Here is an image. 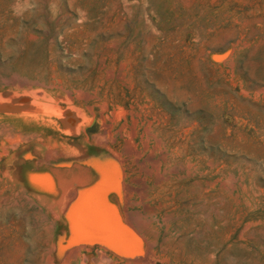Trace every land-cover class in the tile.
<instances>
[{"label":"rangeland","instance_id":"rangeland-1","mask_svg":"<svg viewBox=\"0 0 264 264\" xmlns=\"http://www.w3.org/2000/svg\"><path fill=\"white\" fill-rule=\"evenodd\" d=\"M53 106L115 165L130 225L61 257L16 193L17 170L66 150ZM57 180L29 190L55 220ZM92 262L264 264V0H0V264Z\"/></svg>","mask_w":264,"mask_h":264},{"label":"bare ground","instance_id":"bare-ground-1","mask_svg":"<svg viewBox=\"0 0 264 264\" xmlns=\"http://www.w3.org/2000/svg\"><path fill=\"white\" fill-rule=\"evenodd\" d=\"M8 97H12V96H8ZM3 101H4V99H3ZM7 105H9V104H7ZM36 106L38 107V104ZM12 108H18V107H12ZM12 108L10 107V109H12ZM7 110H8V108H7ZM74 110H76V109H74ZM74 110L72 109L71 106H68L64 110L61 107H58V106H53V107L46 108V128L50 129V131H53V132H58V133L60 132V133H62L63 136L61 138L59 137L60 139H58V140H60L63 143V145L66 146V150L63 153H59L58 150L56 151V149H50L51 151L52 150H55L56 151V152L52 151L53 153L52 152L50 153V150H48L49 153L47 152L48 154H46V158L45 159L52 162L51 163L52 166H51V169H50L51 172H46V170L42 171L41 169L39 170L35 165L30 164V163H27L26 165L22 166V169L20 171H18V170L16 171V180L18 181L19 189H18V192H16L17 193V199H18V205H17V203L14 204V205L15 206L17 205L18 207L19 206H25L28 209H30V205L36 206V209L37 210L35 211V213L36 214H39L40 217H38V215H37V217L39 218V220L41 218V220L43 221V223H44L45 226L47 224V225H49V228H53V230H54V232L56 233L57 236L58 235H61V237L58 238L60 240L57 239V241H58V244L56 245L58 247L57 251L60 253V254L57 253V251L55 252V254L57 253V257L64 256L63 252H64L65 248L68 245H71V244L74 245V243H75L74 241H81V238L85 240V238L91 239V238L105 237V238H111L112 239V237H116V236L117 237H122V236H124V235L127 234V226L129 225L128 224V218L126 217L127 215H125L124 213H122L119 210V208L117 207V205L115 203L116 202V199L113 196V189H114V184H115V176H114L113 170H114V166L115 165L112 164V161L109 158L102 156L101 149H100V147L98 145H96V143H95L96 141L93 139V137L91 138L90 136L86 135L85 134L86 133L85 129H83V130L80 129L79 126H80L81 120L79 119V115L76 114V112ZM25 111H26V109H25ZM27 111H28V109H27ZM77 111H79V110H77ZM29 112L30 113H32V112H38V110L37 109H30V111H28V113ZM58 123H60L61 126H58ZM7 134L4 135V138L7 136ZM154 135H152V136H154ZM95 136H96V134H95ZM11 137H13V136H11ZM54 137L56 138V136H54ZM107 137H108V135H107ZM13 138H15V137H13ZM13 138H11V139L13 140ZM11 139H10V141H11ZM38 139L41 140L42 138H39L38 137L37 140ZM15 140H16V138H15ZM55 140H52L51 141L52 144L55 142ZM13 141H11V142H13ZM97 141H98V143L100 142V140H97ZM8 142H9V140H8ZM17 142H16V145L15 146L18 145ZM24 142H25V140H24ZM48 142H49V140H48ZM61 142H60V144H62ZM13 143H12V145H13ZM55 144H57V143H55ZM12 145L10 144L9 146H11V149H14V147L12 148ZM46 146H47V144H46ZM55 146H57V145H55ZM55 146L53 145L52 147H55ZM60 146H62V145H60ZM5 147H6V145H5ZM3 148H4V146H3ZM39 149H42V147H39L38 150ZM112 152L113 151L111 150V153ZM41 154H42V152L40 153V155ZM31 155L32 154L30 152H27L26 153V156L29 159H30V156ZM113 156H115V155H113ZM11 157H14V156L12 155ZM27 157H25V158H27ZM32 157L33 156H31V158ZM172 157H173V155H172ZM117 159H118V157H117ZM40 164H41V161H40ZM186 164H187V162H186ZM37 165H39V163ZM127 169H128V167H127ZM172 170H173V168H172ZM181 176H182V174H181ZM57 177H60V180H59L60 188H59V190L57 192V195L55 194L54 201H56V204H57V207L55 208V210L57 212V215L59 216V219L58 220H55V219L49 217L46 214V212L44 211V209L42 208V206L31 197V195L29 193V190L32 188V186H35L37 188L38 187L39 188L46 187V191H50V189L52 191V190L55 189V186H56V184L58 182ZM118 184L119 183L117 182V184H115V186L116 185L119 186ZM122 184H123V182H122ZM118 189H119V187H118ZM118 189L116 188V191H118ZM38 190H40V189H38ZM124 190H125V188H124ZM131 194H132V192H131ZM20 196H22V198L25 201L20 200V198H19ZM142 197H143V195H142ZM127 200H129V199H127ZM14 202H17V201H14ZM12 205H13V203H12ZM133 205H135V204H133ZM159 206H161V205H159ZM48 207H50V206H47V208ZM50 208H49V210L52 209V208L51 209ZM53 213H51V214H53ZM33 216L36 217L35 215H33ZM52 217H53V215H52ZM144 217H146V216H144ZM55 218H58V217H55ZM129 218H130V216H129ZM34 220H36V219H34ZM141 220H143V219H141ZM152 220H154V219H152ZM148 221H150V219H148ZM156 221H157V219H156ZM38 223H40V222L38 221ZM38 223H37V226L41 224V223L40 224H38ZM156 223H158V222H156ZM35 224H36V222H35ZM138 224H140V223H138ZM33 226H34V222H33ZM33 226L31 228H33ZM45 226L43 228H45V230H46V228H48V226L47 227H45ZM159 226H160V224H159ZM137 227H138V225H137ZM43 228H42V230H43ZM142 229H144V227ZM49 230L47 229V231H44V232L45 233L47 232V233H49L51 235L52 234L51 233L52 230L50 232H48ZM135 230H137V229H135ZM130 231L132 232V230H130ZM155 231H157V230H155ZM155 231H154V233H155ZM150 233H152V232L150 231ZM129 237H127V239ZM36 238H38V237H36ZM143 238H144V236H143ZM143 238H142V240H143ZM118 239H120V238H118ZM122 239H124V238L122 237ZM37 240H39V239H37ZM45 240H46V238H45ZM92 242H94V241L92 240L91 243ZM86 243H88V241ZM46 244H48V243H46ZM75 244H77V242ZM80 245H81V242H80ZM74 246H76V245H74ZM144 246L146 247V245H144ZM108 250H110V249H108ZM72 251L75 252V250H72ZM43 252H45V251H43ZM59 255H61V256H59ZM88 255H90V254H88ZM48 256H49V254H48ZM118 257H119V255H118ZM50 258L51 257H49V260L48 259L47 260L50 261ZM120 258H122V256Z\"/></svg>","mask_w":264,"mask_h":264}]
</instances>
